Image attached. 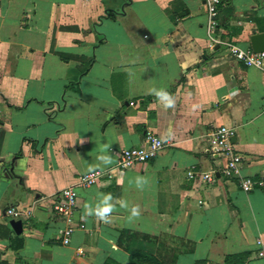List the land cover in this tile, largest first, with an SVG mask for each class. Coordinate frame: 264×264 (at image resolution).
Masks as SVG:
<instances>
[{
	"label": "crops",
	"instance_id": "1",
	"mask_svg": "<svg viewBox=\"0 0 264 264\" xmlns=\"http://www.w3.org/2000/svg\"><path fill=\"white\" fill-rule=\"evenodd\" d=\"M216 23L210 36L204 0H0V264H130L129 234L148 237L137 241L163 264L239 253L264 264V56L246 67L225 47L250 49L249 36L264 33V0H220ZM219 126L233 129L238 176L262 185L244 193L218 173L207 135ZM146 131L163 140L160 152L114 169ZM99 155L112 163L95 170L111 177L75 188L73 224L84 228L62 245L53 203ZM191 168L211 181L187 179ZM98 193L139 205L140 217L129 222L117 204L111 223L84 218ZM11 207L28 212L18 235L3 216Z\"/></svg>",
	"mask_w": 264,
	"mask_h": 264
},
{
	"label": "built area",
	"instance_id": "2",
	"mask_svg": "<svg viewBox=\"0 0 264 264\" xmlns=\"http://www.w3.org/2000/svg\"><path fill=\"white\" fill-rule=\"evenodd\" d=\"M219 3L220 0H204L207 14V33L210 36H213L218 30L216 16ZM225 47L233 60L242 63L246 67H253L256 69L261 68L264 56L263 52L255 53L252 52L251 49H240L231 44H225ZM233 135L234 132L232 128L224 126L215 128L207 135L208 149L212 156L220 157L222 159L218 173L224 178L235 179L239 189L244 193H248L253 190V188L262 185V182L251 181L247 178H240L238 176L241 158L233 148L231 142ZM163 147L164 143L162 139L146 131L143 134L141 145L135 148L123 149L119 152L116 167L114 169L124 171L135 165L144 164L152 160ZM112 170L113 169L108 171L94 170L93 172L79 175L75 178L73 186L66 187L59 191L53 203L52 210L65 222L64 227L58 232L60 243L62 245L68 244L69 237L74 231L84 228L81 224H73L76 199L75 188L90 187L95 185L97 181L102 178H110ZM185 175L187 179H192L194 176H198V178L205 182H210L212 178L211 173H202L199 171H196L195 173L192 168L187 170ZM23 215L27 217L28 212L22 214L13 207L8 208L3 212L4 217L12 220H16ZM257 246L258 250L256 256L264 259V245L260 241H257Z\"/></svg>",
	"mask_w": 264,
	"mask_h": 264
},
{
	"label": "clouds",
	"instance_id": "3",
	"mask_svg": "<svg viewBox=\"0 0 264 264\" xmlns=\"http://www.w3.org/2000/svg\"><path fill=\"white\" fill-rule=\"evenodd\" d=\"M149 94L153 95L158 102H160L165 108L174 107L175 101L174 97L167 92L165 89L152 88L149 90ZM84 141H81L83 143ZM110 148L109 145L104 144L101 146V151L106 152ZM99 164L89 165V172H93L95 169L100 167V165H109L112 163V158L109 155H99L97 157ZM135 185L138 189H143V187L148 183L147 178L142 176L135 177ZM98 197H102L99 201L93 206L91 204L84 205V218L89 216H94L97 221L103 222L105 224L111 223V215L116 211L117 204L121 209L127 210L129 212L128 220L132 222L135 219L140 217V208L139 205H129L125 199H116L115 203L114 197L111 193H98Z\"/></svg>",
	"mask_w": 264,
	"mask_h": 264
},
{
	"label": "trees",
	"instance_id": "4",
	"mask_svg": "<svg viewBox=\"0 0 264 264\" xmlns=\"http://www.w3.org/2000/svg\"><path fill=\"white\" fill-rule=\"evenodd\" d=\"M218 6H217V13H218ZM127 236L129 237L128 241L126 244L122 246V248L128 254L130 264H163L162 262L152 257L150 254L143 252L144 244L142 245L141 242L144 240L150 241L148 237H144V236L138 237L135 234H129ZM138 238H140L141 242L137 241ZM119 245L121 246V241H119ZM137 245L142 246V248H137ZM247 255H248L247 253H239V254L225 256L222 260V264H243L245 259L247 258ZM103 264H115V263H113L110 260H107ZM194 264H205V263L203 261H199V262H195Z\"/></svg>",
	"mask_w": 264,
	"mask_h": 264
},
{
	"label": "water",
	"instance_id": "5",
	"mask_svg": "<svg viewBox=\"0 0 264 264\" xmlns=\"http://www.w3.org/2000/svg\"><path fill=\"white\" fill-rule=\"evenodd\" d=\"M250 49L255 53H264V33L252 34L248 38ZM8 225L14 234L21 232V222L19 220H9Z\"/></svg>",
	"mask_w": 264,
	"mask_h": 264
}]
</instances>
